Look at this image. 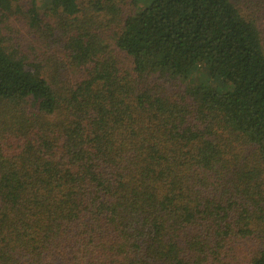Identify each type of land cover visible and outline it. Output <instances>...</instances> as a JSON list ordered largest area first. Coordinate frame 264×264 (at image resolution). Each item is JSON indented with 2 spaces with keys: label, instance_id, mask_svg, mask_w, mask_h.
Instances as JSON below:
<instances>
[{
  "label": "trees",
  "instance_id": "trees-1",
  "mask_svg": "<svg viewBox=\"0 0 264 264\" xmlns=\"http://www.w3.org/2000/svg\"><path fill=\"white\" fill-rule=\"evenodd\" d=\"M136 3L0 0V264H264V0Z\"/></svg>",
  "mask_w": 264,
  "mask_h": 264
},
{
  "label": "rangeland",
  "instance_id": "rangeland-1",
  "mask_svg": "<svg viewBox=\"0 0 264 264\" xmlns=\"http://www.w3.org/2000/svg\"><path fill=\"white\" fill-rule=\"evenodd\" d=\"M30 0H23L24 4H28ZM153 0H140V3H136L134 6L131 8L134 10L141 9L142 7L148 6ZM264 46V43H263ZM215 86L217 85L216 83H213Z\"/></svg>",
  "mask_w": 264,
  "mask_h": 264
}]
</instances>
